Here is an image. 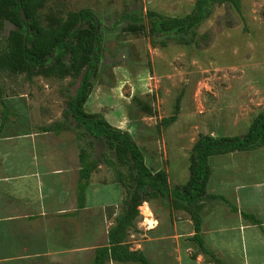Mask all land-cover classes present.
<instances>
[{
    "label": "rangeland",
    "instance_id": "obj_1",
    "mask_svg": "<svg viewBox=\"0 0 264 264\" xmlns=\"http://www.w3.org/2000/svg\"><path fill=\"white\" fill-rule=\"evenodd\" d=\"M196 2L43 0L37 10L39 25L44 28L57 26L71 12L84 10L94 17L99 59L94 74L88 69L91 89L83 110L128 132L148 169L166 173L170 192L142 201L127 236L129 247L137 248L145 229L141 221L152 224L148 216L159 218L163 231L159 238L163 241L152 248L154 259L165 258L166 250L172 251L169 259L173 258L177 241L182 244L186 240L177 221L190 216L189 205L171 191L181 190L189 179L199 138L243 136L253 119L264 112V0H240L239 9L228 2L205 0L203 18L188 30H151L149 11L182 17L194 11ZM79 21L75 31L91 27V20ZM13 29L15 25L5 20L1 39ZM57 57L68 67L69 52L57 49L43 65H36L30 76L0 70V81L11 85V92L28 93L39 122L49 126L61 123L60 134L75 141L76 154L84 148L98 163L90 177L87 206L81 213L86 254L105 243L103 235L125 206L126 195L133 189L132 176L137 172L132 162L117 161L105 137H96L76 124L68 104L80 87L86 65L79 73L62 75ZM171 117L174 121L164 125L162 119ZM146 194L148 188L142 197ZM167 209L175 220V233L167 218V224L162 223Z\"/></svg>",
    "mask_w": 264,
    "mask_h": 264
},
{
    "label": "crops",
    "instance_id": "obj_2",
    "mask_svg": "<svg viewBox=\"0 0 264 264\" xmlns=\"http://www.w3.org/2000/svg\"><path fill=\"white\" fill-rule=\"evenodd\" d=\"M10 87L0 81V264H90L95 248L107 243L113 220L103 235L105 243L85 254L81 213L90 183L78 208L75 141L60 134L63 126L46 130L53 126L39 122L29 94L11 92ZM208 165L205 193L214 198L203 199L200 215L203 240L212 255L190 240V216L177 221L186 240L177 241L173 258L170 250L162 260L153 258L152 248L163 241L159 218L153 215L148 219L154 223L141 221L144 232L131 250H141L152 264H264V146L212 154ZM166 218L175 233L168 209L161 218L165 225Z\"/></svg>",
    "mask_w": 264,
    "mask_h": 264
},
{
    "label": "trees",
    "instance_id": "obj_3",
    "mask_svg": "<svg viewBox=\"0 0 264 264\" xmlns=\"http://www.w3.org/2000/svg\"><path fill=\"white\" fill-rule=\"evenodd\" d=\"M215 1L219 4L228 2L236 9L240 7V0ZM204 2L205 0H197L194 11L182 17L164 16L155 11H149L147 17L151 24V30L163 32L172 29L188 30V26L195 25L203 18L201 10ZM42 4L43 0H0V34L5 20L15 25V29L11 30L4 40L0 37V70L12 73L26 72L30 76L34 67L43 65L47 57L52 56L57 49H66L70 58L68 67L60 63L58 57L56 58L59 62L60 74L79 73L86 65L80 87L68 104V109L78 126H83L96 137H105L108 149L114 152L117 161L122 164L132 162L137 172L132 176L133 189L126 195L125 206L121 212L114 216L112 224L107 229V243L95 248L90 264H106L108 261L152 264L141 250L129 248L127 236L129 229L134 227L139 214L138 207L142 201L158 198L170 192L165 182L166 173L164 170L152 173L148 169L144 163L142 152L130 138L128 132L115 129L103 117L95 119L93 114L83 110V104L91 89L88 69H91L94 74L99 59V36L93 15L84 10L71 12L65 20H60L57 26L44 28L39 25L37 18V10ZM21 10L25 19L21 16ZM80 19L91 20V27L85 30L78 28L75 31L76 23ZM72 38L75 39L72 40ZM162 42L164 45V41ZM50 69L52 70V68ZM6 112V107H3L1 110L2 122L7 119ZM162 121L164 125H168L174 121V118H163ZM59 127H62L61 123H56L51 129L46 130L59 129ZM260 146H264V112L259 113L253 119L243 136L213 137L204 135L194 145V163L190 168L189 179L181 190L172 189L171 193L179 199L186 200L189 205L187 210L194 230L190 240L199 251L212 255L203 240L200 215L203 199L214 198L213 195L205 193L210 175L208 156ZM78 159L76 203L80 208L83 206L91 174L98 163L89 157V152L84 148H80ZM107 162L112 163L109 159ZM117 182L125 185L122 180L118 179ZM147 188L148 194L142 197V193H146ZM249 218L251 217L249 216Z\"/></svg>",
    "mask_w": 264,
    "mask_h": 264
},
{
    "label": "water",
    "instance_id": "obj_4",
    "mask_svg": "<svg viewBox=\"0 0 264 264\" xmlns=\"http://www.w3.org/2000/svg\"><path fill=\"white\" fill-rule=\"evenodd\" d=\"M20 13H21L22 18L25 19V15H24V13H23L22 10L20 11ZM79 25H80V21H78V23L76 24L75 29H76Z\"/></svg>",
    "mask_w": 264,
    "mask_h": 264
}]
</instances>
